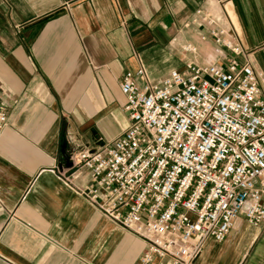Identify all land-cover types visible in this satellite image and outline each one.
<instances>
[{
  "label": "crops",
  "instance_id": "obj_1",
  "mask_svg": "<svg viewBox=\"0 0 264 264\" xmlns=\"http://www.w3.org/2000/svg\"><path fill=\"white\" fill-rule=\"evenodd\" d=\"M215 29L264 74V0H0V264L136 263L144 242L80 195L86 172L61 178L60 146L70 155L123 134L124 72L158 82L227 60ZM224 257L264 264V225L237 220L196 264Z\"/></svg>",
  "mask_w": 264,
  "mask_h": 264
},
{
  "label": "built area",
  "instance_id": "obj_2",
  "mask_svg": "<svg viewBox=\"0 0 264 264\" xmlns=\"http://www.w3.org/2000/svg\"><path fill=\"white\" fill-rule=\"evenodd\" d=\"M211 36L227 60L188 62L158 82L142 67L124 72L126 130L71 153L61 173L70 183L86 172L80 195L144 242L135 264H196L237 220L264 225V74L237 60L242 50L223 30ZM6 122L0 102V136Z\"/></svg>",
  "mask_w": 264,
  "mask_h": 264
},
{
  "label": "water",
  "instance_id": "obj_3",
  "mask_svg": "<svg viewBox=\"0 0 264 264\" xmlns=\"http://www.w3.org/2000/svg\"><path fill=\"white\" fill-rule=\"evenodd\" d=\"M60 154L62 156V161L64 162V166L66 168H70L71 163L69 161V154L67 152V144L65 142H63L60 146Z\"/></svg>",
  "mask_w": 264,
  "mask_h": 264
},
{
  "label": "rangeland",
  "instance_id": "obj_4",
  "mask_svg": "<svg viewBox=\"0 0 264 264\" xmlns=\"http://www.w3.org/2000/svg\"><path fill=\"white\" fill-rule=\"evenodd\" d=\"M250 229L253 230L252 228H250ZM253 239H255V238H253ZM256 239H258V238H256ZM251 240H252V239H251ZM251 240H250V242H251ZM254 241H256V240H254ZM227 260H228V258H226V257H224V258H220V259L218 260V263H217V264H228Z\"/></svg>",
  "mask_w": 264,
  "mask_h": 264
}]
</instances>
